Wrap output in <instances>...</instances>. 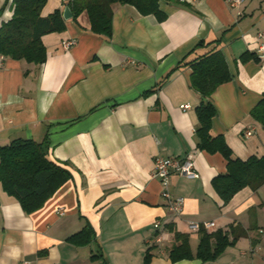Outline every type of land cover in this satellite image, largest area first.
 I'll return each mask as SVG.
<instances>
[{
	"label": "crops",
	"instance_id": "crops-1",
	"mask_svg": "<svg viewBox=\"0 0 264 264\" xmlns=\"http://www.w3.org/2000/svg\"><path fill=\"white\" fill-rule=\"evenodd\" d=\"M158 2L164 21L112 5L110 38L93 34L85 13L65 21L63 32L41 38V65L2 57L0 147L43 143L71 179L30 214L0 184V264H144L147 251L148 264H264V186L226 204L217 195L212 182L227 162L197 147L201 97L185 65L213 46L221 51L232 78L211 95V135L240 160L264 155V128L250 116L264 93V0ZM65 7L47 0L41 15ZM12 13V0H0V27ZM188 156L196 177L168 181L170 195L183 199L174 214L152 167L157 157ZM203 223L233 242L213 261L195 258L199 233L189 226ZM86 228L87 243L70 240ZM175 233L188 236L192 259L168 258Z\"/></svg>",
	"mask_w": 264,
	"mask_h": 264
},
{
	"label": "trees",
	"instance_id": "trees-1",
	"mask_svg": "<svg viewBox=\"0 0 264 264\" xmlns=\"http://www.w3.org/2000/svg\"><path fill=\"white\" fill-rule=\"evenodd\" d=\"M46 1L12 0V17L0 27V57L24 60L34 65L45 62L46 51L41 38L65 30V21L60 11L57 10L45 17L41 15ZM171 1L183 2V0ZM114 4L130 5L140 15H153L158 21H164L166 18L158 0H69L66 2L73 20L85 13L90 31L107 38L112 34ZM210 45L212 43L200 42L197 47ZM220 52L213 46L207 53L185 65L191 67L190 87L201 97V103L195 110L198 122L197 147L207 153H219L227 162L226 172L217 176L212 182L217 195L223 204H226L245 187L257 189L264 186V155L240 160L233 155L222 136L211 135V122L216 116L215 106L210 101L211 95L217 87L232 78L225 58ZM250 57L252 56L243 55L241 60L245 62ZM250 116L264 128V93L251 109ZM47 152V146L33 140H13L8 145L0 147V184L3 191L14 197L27 214L41 209L45 202L71 179L70 172L60 164L49 160ZM90 233V228H86L70 240L77 244H85L89 241ZM198 233L199 243L195 258L202 262L215 260L233 244L222 231L209 234L200 227ZM174 239L175 244L168 252L170 261L174 263L192 259L194 256L189 249L188 236L175 233ZM149 256L147 251L144 264L149 263Z\"/></svg>",
	"mask_w": 264,
	"mask_h": 264
},
{
	"label": "built area",
	"instance_id": "built-area-1",
	"mask_svg": "<svg viewBox=\"0 0 264 264\" xmlns=\"http://www.w3.org/2000/svg\"><path fill=\"white\" fill-rule=\"evenodd\" d=\"M232 3L237 4L240 3L242 0H230ZM258 38L261 40L262 44L260 46L261 50H264V34L260 33L258 34ZM74 44L73 41H68L64 43V47L67 49L70 46ZM2 60V57H0V62ZM187 106L181 107L182 109H185ZM245 135L247 137L251 136V132H246ZM172 174H178L180 176L183 175L185 178H195L196 173L194 170V164L191 157H185V158H161L157 157L154 160L153 167H152V177L157 179L162 187L161 195L165 200L167 201L169 205V209L174 214H179L182 210L183 205V199L180 197L173 198L168 189V181L169 177ZM159 222H155V228H158ZM213 223H203V224H191L189 226L191 231H198L199 228H204L205 230H209L211 227H213ZM160 242L159 237H155L151 240H149L148 245L149 247H153L154 245H157ZM22 264H28V263H22Z\"/></svg>",
	"mask_w": 264,
	"mask_h": 264
},
{
	"label": "water",
	"instance_id": "water-1",
	"mask_svg": "<svg viewBox=\"0 0 264 264\" xmlns=\"http://www.w3.org/2000/svg\"><path fill=\"white\" fill-rule=\"evenodd\" d=\"M64 1L68 2L69 0H64ZM62 18H63L64 21H67V20L72 18V13H71V11H70L68 6L64 8V10L62 12Z\"/></svg>",
	"mask_w": 264,
	"mask_h": 264
}]
</instances>
